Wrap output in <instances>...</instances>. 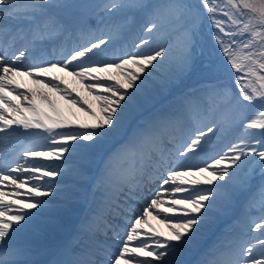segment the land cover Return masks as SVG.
<instances>
[{"label":"snow or ice","instance_id":"1","mask_svg":"<svg viewBox=\"0 0 264 264\" xmlns=\"http://www.w3.org/2000/svg\"><path fill=\"white\" fill-rule=\"evenodd\" d=\"M92 7L0 0V150L18 149L0 166V264H264V0H109L107 18L95 25ZM136 23V51L96 59ZM97 30L103 35L62 60L44 58L49 46ZM57 73L72 77L95 108ZM20 77L40 87L22 90ZM51 92L88 119L65 116ZM186 120L194 123L187 139L168 135ZM222 131L236 140L205 158ZM138 155L152 161L141 178ZM153 182L158 188L137 208L133 201ZM89 189L95 209L73 224L70 238L45 246ZM116 218L128 222L122 239ZM109 231L120 240L115 253L97 239ZM41 253L51 258L36 259Z\"/></svg>","mask_w":264,"mask_h":264},{"label":"bare ground","instance_id":"2","mask_svg":"<svg viewBox=\"0 0 264 264\" xmlns=\"http://www.w3.org/2000/svg\"><path fill=\"white\" fill-rule=\"evenodd\" d=\"M83 2L88 3L93 5L94 7H92L91 9H88L87 11L91 14L92 18H93V24L95 25V22L97 20H99L101 17H104L105 19L107 18L106 13L102 10V6L107 4L109 2V0H83ZM114 20H118L120 19L119 16L114 15L113 16ZM135 24H133L132 26L129 27V29L122 35L120 36L116 42L115 45L110 48L109 52L102 57H98L96 59H111L113 57V52L115 53V55H120L122 53H126L128 52H134L136 51L134 45V42H138L139 43V30H140V25H138V27L136 28V30L134 31V33L131 36H128L129 33L132 31L133 26ZM102 27V25H101ZM103 35V33L101 31H95L94 32V36L90 35V34H86L84 37H80V36H76L73 35L71 38L62 41L60 46H56V45H52L49 46L46 51H45V59L47 60H62L65 56L68 55V53L75 47L79 46V45H83L86 44L88 42L89 39H92L94 37H99ZM156 43L157 42H153L151 44V46H144V48L142 49L143 51H150L151 48L156 47ZM128 45V46H127ZM17 48L21 47V45H17ZM128 48V49H127ZM0 54H3L2 52H0ZM8 55L11 56L12 55V51L10 50L8 52ZM25 63H30V60H25ZM56 75H60V76H64L63 73H57ZM18 83H20L22 85V90H36L38 89L40 86L35 85L31 82L30 79H28L27 77H20L17 78ZM64 82L65 85L72 91L73 95H77V93H79L80 96L84 97L85 99L91 101V97L88 96V94L86 92L83 91L82 87L70 76H64ZM188 84H190L188 81L186 82ZM64 86V85H62ZM40 90L48 92V89L46 88H41ZM49 95L53 98V100L56 102L57 106L59 107V109L61 110V112L65 115L68 116L70 113H75L78 117H80L81 119H88V117L84 116V114L82 112H79L77 108L71 106L67 101L63 100L58 94L51 92L49 93ZM9 99H12L13 103L16 104H21L22 102L18 99H16L14 96H10ZM93 107L95 108V101H91ZM26 103V102H25ZM37 105L44 111L48 112V108L45 104H43L42 101H40L39 99H37L36 101ZM167 104V100H162L161 103L158 106H164ZM98 110V109H96ZM195 119V117L193 118ZM192 123V128H194V123L193 120H191ZM204 123H207V121H204ZM190 127L188 125H184V133H186L187 131H190ZM175 131L179 132L178 129H176ZM170 132L171 129H170ZM236 135L237 133L235 132H231V131H222L217 133V135L215 137H212L211 140V144L208 146L207 149V155L205 156V158H207L208 156H213L217 153H221L223 151L227 150V146L231 143L234 142L236 140ZM0 136H2V134H0ZM226 142H228L226 144ZM224 144H226L227 146L224 147ZM16 151H8V152H4L2 150H0V166H3L4 164L8 163L9 161L16 159ZM191 155V154H190ZM19 162L20 163H24V159L23 158H19ZM31 162H40V163H49L47 161H43V160H39V161H29ZM199 160L196 161H189V163H199ZM51 163H61V162H51ZM76 163H80V161H76ZM128 162H126L124 164V167L127 168ZM171 166V165H170ZM69 169H71L72 165L70 164ZM91 173H95L96 169L95 166L91 167ZM72 175L71 172H69V177H68V181L67 183H65L64 187H67L71 181H72ZM46 179H50V178H46ZM259 183V175L257 174L256 180L254 181V188L255 185ZM158 188V182H153L150 183L147 188H145V190L140 193V200L136 202V204H134L137 208H139V206L144 202L145 199H147L148 197H150L152 195V191L156 190ZM23 191V190H21ZM50 199V198H48ZM97 204V199L93 197L91 190L89 189V195L88 198L85 202L76 205L74 208V213L72 215V217L70 218V220L68 221V227L65 228L64 231L55 233L51 236H47L43 243L45 246L47 247H53L56 244L62 242L71 232L72 230V225L75 222H78L79 220V216L81 213H83L80 218L85 214L88 213L90 210L95 209ZM257 208V210L255 211H250L251 217L256 218L260 215L259 212V205L257 204L255 206ZM130 215H134V213L130 214ZM110 222V221H109ZM113 222V219L112 221ZM116 224L120 225L119 227V233H120V238L122 239L125 235V231L127 229V220L126 219H121V218H116L114 221ZM151 223L157 228V230L159 232H162L164 234L168 233V229L164 227L163 224L158 223L157 221H151ZM249 225H250V220L246 221L242 226L241 229L243 231H249ZM103 227V226H101ZM101 234V233H100ZM103 235V234H102ZM251 235H257V233H251ZM105 236V235H103ZM106 238H112V233L111 231L108 232V235L105 236ZM117 240V239H114ZM134 243H139V241H136ZM111 244H113L117 249L114 250V253L116 251H118L119 245H120V240H117V242L113 241L111 242ZM36 259L39 260H48L50 259V256L47 253H41L39 254Z\"/></svg>","mask_w":264,"mask_h":264},{"label":"rangeland","instance_id":"3","mask_svg":"<svg viewBox=\"0 0 264 264\" xmlns=\"http://www.w3.org/2000/svg\"><path fill=\"white\" fill-rule=\"evenodd\" d=\"M137 24H138V23H137ZM141 35H142V30L140 29V32H139V38H140ZM188 82H189V83H190V82L193 83V81H191V80H189ZM190 134H191V133H190ZM190 134H189V135H190ZM227 143H228V142H226V144H227ZM226 144H224V147H226V146L228 145V144H227V145H226ZM251 210H252V211L257 210V208L254 206V210H253V208H251L250 211H251Z\"/></svg>","mask_w":264,"mask_h":264}]
</instances>
